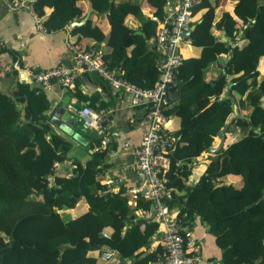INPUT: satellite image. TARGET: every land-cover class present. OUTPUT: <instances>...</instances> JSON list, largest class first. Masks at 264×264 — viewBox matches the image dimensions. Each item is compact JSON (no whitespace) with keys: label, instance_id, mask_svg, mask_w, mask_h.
<instances>
[{"label":"trees","instance_id":"1","mask_svg":"<svg viewBox=\"0 0 264 264\" xmlns=\"http://www.w3.org/2000/svg\"><path fill=\"white\" fill-rule=\"evenodd\" d=\"M89 1L95 11L106 13L109 23L106 43L111 50H101L106 65L111 67L122 60L124 78L140 87L151 86L160 68L154 62V52L146 48L145 39L154 32L156 20L142 16L140 2ZM146 1L161 20L166 0ZM30 3L38 15L49 7L42 21L46 30L79 19L82 11L76 0ZM215 5L216 0H196L193 4L191 15L204 10L194 22L188 41L200 46V51L197 56L181 58L174 74L177 83L163 107L166 115L179 117V137L171 146L166 173L168 184L174 188L169 205H178L175 215L186 223L194 215L206 223L207 231L220 247L217 264H264V73L259 82L256 80L257 64L264 56V0H236L232 6L235 16L223 10L213 22ZM128 11H134L133 15L141 20L142 34L122 23ZM220 26L231 39L240 27L244 43L229 48L210 33L211 28ZM70 30H78L96 42L104 38V33L89 19ZM215 40L219 51L228 52L229 56L223 71L205 80L202 72L217 55ZM130 43L133 46L127 55L124 46ZM225 75L231 82L228 90L245 93L246 102L251 104L246 116L232 114L227 119L232 112L233 95L221 96ZM73 87L72 94L78 100L96 101L97 93L83 94L76 82ZM210 95L214 97L210 102L198 106L199 99ZM102 107L98 101L95 109ZM47 108L48 99L39 87L21 81L10 91L0 87V264H96L99 255L87 252L106 247L116 249L120 258H130L135 264L153 260L162 249L159 241L148 248L156 222L141 218L132 221L134 210L146 207L148 201L136 193L130 205L122 188L97 193L102 184L95 173L102 151H92L83 165L74 160L72 175L53 174L52 161L64 158L70 141L51 130ZM234 127H238L240 136L213 154H206L207 162L196 182L186 184L190 173L187 162L206 151L220 128L234 132ZM166 129L174 135L169 127ZM178 160L181 162L176 163ZM227 173L240 177L224 181L221 177ZM175 189L183 192L177 194ZM80 196L87 208L74 217L62 218L59 210L72 207ZM104 228H108L107 235L101 233ZM141 248L144 252L135 256Z\"/></svg>","mask_w":264,"mask_h":264},{"label":"crops","instance_id":"2","mask_svg":"<svg viewBox=\"0 0 264 264\" xmlns=\"http://www.w3.org/2000/svg\"><path fill=\"white\" fill-rule=\"evenodd\" d=\"M177 1L178 0H166L165 4L163 5V16L173 5L176 4ZM235 1L236 0H216V5L213 9V22L220 17L223 10H227L232 14V16H235L232 12V6ZM130 2L134 4L140 2V11L142 16L155 19L156 29L160 20H158L152 12L154 7L146 0H130ZM62 4L66 5L64 2H62ZM76 4H78L82 10L79 19L84 17L83 21L78 24H81L86 19H89L92 24H96L104 33V38L102 40L96 42L88 36L79 34L80 31L78 30L77 32H71L70 29L72 26L78 24L69 25L70 22L66 23L63 27H56L52 30H39L35 27L33 15L28 6L22 5L10 9L4 4L2 0H0V40L3 42V46L0 48V87L10 91L14 88L16 82L20 81L27 82V84L31 87H39L23 70L11 68V63L14 59H17L21 65H26L33 68H45L58 65L60 63H65L70 58V44L74 43L73 41H78L80 45H85L88 47H98L104 53L110 52L111 47L106 43V37L109 30V23L106 13L95 11L89 0H76ZM135 10L136 9H134V11ZM203 10L204 8H201L193 13V23L200 19ZM48 11L49 7L43 8V14L39 15L42 21L47 17ZM134 11H128V13L124 15L122 23L126 27L132 29L133 32L142 34L141 20L133 15ZM154 32L150 33L149 37L145 39V45L147 49L154 52L156 56L154 62L157 64V67H159L162 53L152 41ZM210 33L217 39L224 41L229 48L235 45L240 46L245 41L240 27L236 30L234 39H231L225 35L222 26L218 28H211ZM214 44L217 55L215 60L211 61L202 72V76L205 80L212 79L221 73L223 71L225 60L229 56L228 52L219 51L217 40L214 41ZM132 46L133 43L124 46V52L127 55L130 53ZM179 51L182 58L197 56L200 51V46L192 45L187 39L180 44ZM121 62L122 60L111 66V68L122 75L123 68L120 65ZM147 62H150V55ZM129 69L133 70L132 66H129ZM257 69L258 74L256 76V80L259 82L261 75L264 73V56L259 59ZM228 78L229 75H225L226 83L221 92V96L227 94H231V96L233 95L232 112L227 116V119H230L232 114L246 116L251 108V104L246 102L243 96L245 93L240 95L233 89L230 91L228 90V87L231 85V82L228 81ZM135 79L142 81V79L137 77ZM75 82L83 94L90 95L97 93L96 101L94 103H88V98L78 100L77 97L72 94ZM63 88L64 86H62L59 82L53 81L48 89H42L48 99V108L46 109L45 113L51 130L70 141V146L64 154V158L60 160L57 159L58 165L52 170L53 174L58 176L72 175L74 160L79 161V163L83 165L92 151H102L101 162L98 164L97 168L102 171L106 170L107 173L120 178L121 181L113 192L119 188H122L123 194L127 197L128 201L131 202L129 204L132 205L137 193L132 191L133 188L143 184V180L139 177L138 172L134 167L133 150L139 143L142 130L148 124L144 117L146 108L145 105H132L129 101L128 95L111 89L105 79H103L98 73L91 70L78 73L73 81L72 87L66 88L65 91ZM174 88L175 84L173 81L167 90V97L171 94V92L174 91ZM213 98V95L206 96L204 99H199L197 104L198 106H204ZM63 99L66 102H63ZM98 101L102 102L103 107L101 109H109L110 111L107 122V134L109 136V140L101 150L95 149L99 136L93 129L83 127L76 115V110L79 109L83 104H87L95 109ZM63 103H65L66 108L70 110L73 115H76V120L74 121L71 128L78 134V137H80L78 139L74 138L70 133L65 132L61 127L52 123L50 120L54 108L57 105ZM167 116V127H169L171 133L174 134V141H176L179 137V134L177 133V129L179 127V117L173 113H168ZM233 130L234 132L223 130L222 145L231 142L240 136L238 127H234ZM218 142L219 137L214 135L212 137L210 146H216ZM213 153L214 152L207 151L201 152L199 155L192 157L190 162H187L188 166L190 167V173L187 175V178L184 181L186 184H193L196 182L197 177L202 172L205 163L207 162L206 154ZM180 162L181 161L179 160L176 161V163ZM239 177L240 175L238 174L227 173L221 178L224 181H234ZM175 192L177 194H181L183 191L175 189ZM34 197L38 196L34 195ZM170 207L176 211L178 205L173 204ZM86 208L87 203L80 196L72 207L60 209L59 213L62 218L67 219L76 216ZM188 224L190 225L195 236L199 239L202 257L204 259H211L215 264H217L221 254L220 247L216 244L214 235L207 231L206 223L198 215H194L189 220ZM102 231H104L105 235H107L108 228H104ZM156 243L157 235L155 236L152 233L151 243L148 248H153ZM100 249L98 248L89 250L87 254L92 256L99 255ZM143 250L144 248H141L135 256H138V254ZM123 260H126V264H135L130 258H120V263H122ZM96 264L107 263L102 261L98 256Z\"/></svg>","mask_w":264,"mask_h":264},{"label":"built area","instance_id":"3","mask_svg":"<svg viewBox=\"0 0 264 264\" xmlns=\"http://www.w3.org/2000/svg\"><path fill=\"white\" fill-rule=\"evenodd\" d=\"M10 8L24 4V0H2ZM31 1V0H30ZM30 8L35 27L45 30L40 16ZM196 0H178L169 11L162 16L152 37L155 46L161 51L160 71L156 80L149 87H140L124 78L121 74L108 67L102 57L101 49L94 46L84 47L76 43L70 44V58L65 63L33 68L21 65L17 59L11 63L12 69L23 70L41 89H48L53 81L62 86L72 87L78 73L94 71L106 80L111 89L126 94L132 105L144 104L147 126L142 130L138 145L134 148V167L143 184L133 188L148 201L146 207H138L132 221L141 218L144 222H156L153 235L162 249L153 260L146 264H215L211 259H204L201 254L199 239L193 233L188 222L175 215L176 211L169 205L174 188L168 184L167 169L169 167V152L174 136L167 131L168 116L163 107L167 98V90L174 81V74L181 62L179 46L188 39L183 32L190 27L192 20L191 8ZM3 42L0 40V48ZM109 109L96 110L83 104L76 110V115L83 127L91 128L99 136L96 150H101L107 144V122ZM57 160L51 163V169L56 168ZM95 178L102 184L97 193H112L120 183V178L97 169ZM49 184V183H48ZM105 234L104 231H101ZM99 257L107 264H120V256L114 248L106 247L99 251Z\"/></svg>","mask_w":264,"mask_h":264},{"label":"water","instance_id":"4","mask_svg":"<svg viewBox=\"0 0 264 264\" xmlns=\"http://www.w3.org/2000/svg\"><path fill=\"white\" fill-rule=\"evenodd\" d=\"M29 1L30 0H24V4L25 5L28 4ZM83 19H84V17H82L79 20H72V21H70L69 25L78 24V23L82 22ZM193 26H194V23L190 24V27L183 32V35L188 36L189 32ZM176 83H177V81H174V84H176ZM63 90L65 91L66 87H64ZM62 101L66 102L64 99ZM50 120L52 123L61 127L65 132L70 133L74 138H77V139L80 138V137H78V134L76 132H74L73 129L71 128L74 121L76 120V115H73L71 113V111L66 108L65 103L57 105L54 108L52 115L50 117ZM216 136L219 137L218 144L216 146H209L206 149L207 152H216L221 147L222 140H223V128H220L217 131Z\"/></svg>","mask_w":264,"mask_h":264},{"label":"rangeland","instance_id":"5","mask_svg":"<svg viewBox=\"0 0 264 264\" xmlns=\"http://www.w3.org/2000/svg\"><path fill=\"white\" fill-rule=\"evenodd\" d=\"M30 197H33V195H30Z\"/></svg>","mask_w":264,"mask_h":264}]
</instances>
